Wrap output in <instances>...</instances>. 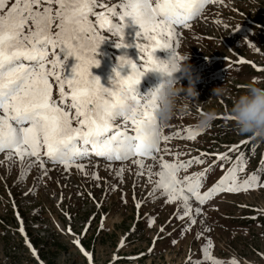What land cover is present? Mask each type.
Wrapping results in <instances>:
<instances>
[{"label":"rangeland","instance_id":"374dc122","mask_svg":"<svg viewBox=\"0 0 264 264\" xmlns=\"http://www.w3.org/2000/svg\"><path fill=\"white\" fill-rule=\"evenodd\" d=\"M6 2L10 6L14 0ZM104 3L111 6L119 4L120 0H109ZM43 6L44 0H41V10ZM52 7L55 8V5ZM245 16L256 24H248ZM91 19L95 20L94 17ZM262 26L264 0H213L207 10L189 24L188 28H181L178 31L179 40L175 46L177 54L182 61L188 56L186 63L190 66L189 70H194L182 76L178 83L181 88H186L190 76L195 96L182 97L178 100L176 114L166 126H163V133L179 135L173 136L166 144L161 141V149L167 148L168 152L162 151L158 158L169 162L186 161L190 156H195L197 150L207 152L218 148L222 150L225 144L237 142L247 136L239 134L231 120H215L211 125L199 127L194 139H185L187 135L185 130L191 131L190 126L197 124L201 118L195 113L197 107L211 114L225 113L229 116L232 98L239 95L246 85L254 83L264 87V71L258 73L247 65H233L223 73L214 75L213 68L225 66V62H211L205 66L201 59L194 57L209 56L212 53L234 57L218 40L222 37L229 43L232 51L246 56L258 65L264 64ZM138 31L139 26L128 18L123 30V43L130 46L119 49L114 47L117 37H112L108 31L101 33L105 38L95 55L99 64L90 67L89 72L99 79L100 84L104 74H110L107 78L108 84H103V87H111L110 79L114 76V67L105 63L106 54H109L117 65V57L121 55L127 57L135 46L132 43L135 38L130 37L129 43L126 37L133 36L132 32L136 34ZM204 36L213 39H205ZM51 51L49 49V61L53 59ZM165 53L172 54L169 51ZM57 58L63 61L57 70L64 77L70 78L71 69L76 63L74 57L68 56L65 59V53L57 50ZM210 73L212 76L208 80L205 79L204 77ZM50 83L53 99L59 102L56 82L51 80ZM217 87L223 89V94L213 92ZM180 95L183 96L184 92ZM258 144L263 145L264 140H260ZM259 147L257 143H252L245 150L243 161L246 159L247 162L243 164L244 171L237 172L238 179H247V176L254 172L253 175L259 178V182L264 183V163L258 164L261 153ZM202 158L205 164H193L181 174L191 175L202 171L211 160L210 157ZM0 160H3V157H0ZM95 163L96 167L94 169L89 167L88 170L96 172L99 187L95 186L97 181L77 172L74 167L68 172H64L62 166L60 170L53 169L49 175L41 176L36 182L33 178L38 175L37 169H32L18 180L17 167L6 169L0 164V264H36L15 231L16 224L4 190V186L8 188V185L13 192L16 205L20 207L29 234L34 239L38 255L42 256L47 264H89L84 253L73 243L80 238L77 234L82 233L85 228L86 234L79 242L84 250L91 254L92 264H188V261L196 264L198 260L203 261L202 249L206 242H211L210 253L221 264H229L233 259L239 264H264V219L256 221L241 219L254 213L258 216L264 214V188L215 195L201 206L202 217L196 218V223L185 226L183 220L173 218L176 212L174 206L165 205L160 199H149L151 186L145 183L146 177L133 184L135 166L130 165V162H125L122 183L121 177L116 176L115 172L105 169L106 162ZM145 163L152 161L148 159ZM229 163L230 161H227L226 166ZM119 166V162H116L115 167ZM153 169H156V165H153ZM223 171L220 166L215 167L209 178L204 176L203 185L208 186L209 182ZM31 185L34 191L26 195L25 187ZM85 188L101 200L100 209H96L87 199ZM136 203H140L141 208L137 209ZM91 212H96V215L90 220V225H83L88 221ZM100 213H103V219L99 218ZM67 216L69 218L64 222ZM149 219L153 223L151 228L148 227ZM201 219L204 221L203 224L200 223ZM161 227L164 229L163 232L160 231ZM65 228L70 231L66 233L63 231ZM204 228H207V232L202 231ZM70 232L74 236L69 235ZM198 233L200 235L197 238ZM173 239L176 240L175 244H172ZM150 248L151 252L148 251Z\"/></svg>","mask_w":264,"mask_h":264},{"label":"snow or ice","instance_id":"6c2138e0","mask_svg":"<svg viewBox=\"0 0 264 264\" xmlns=\"http://www.w3.org/2000/svg\"><path fill=\"white\" fill-rule=\"evenodd\" d=\"M208 2L120 0L119 4L109 6L101 0H44L41 10V0H14L10 6L6 0H0V154L3 155L0 164L6 169L17 167L18 180L35 168L38 170V175L33 178L36 182L53 169L60 170L62 166L63 171L68 172L74 167L77 172L97 181L95 186L99 187L96 172L88 170L89 167H96L93 158L106 162L105 169L121 177V183L125 162H130L135 166L133 184L146 177L145 183L151 186L149 199H160L165 205L174 206L176 212L173 218L183 220L185 226L196 223V218L202 217L201 206L210 201L214 193L264 188V183H260L255 175L243 180L237 178V172L244 171L242 155L236 157V166L229 168L206 191L202 189L208 168L191 175H180L193 164H205L202 157L208 156V153L187 161L169 162L158 158L162 151L168 152L167 148L161 149V141L166 144L179 133L165 135L153 114L154 93L138 97L134 88L145 71L157 66L153 55L155 50L171 49L172 61L182 59L173 43H178V28H188ZM128 18L139 26L136 35L142 38V42L136 43L135 47L142 54L139 56L142 63L137 65L125 55L118 56L117 66L123 68L127 65V75L121 76L114 68L111 87H102L99 79L89 72L90 67L99 64L95 55L105 38L101 33L108 31L112 37H117L114 44L117 49L129 47L123 43V30ZM49 49L52 50L51 61ZM57 50L65 53V59L72 56L76 60L70 78L57 70L63 64L57 58ZM252 66L256 68L254 64ZM256 70L264 71L260 68ZM51 80L56 82L59 102L53 99ZM123 87L135 92L138 98L131 116L125 113L118 95ZM224 119L231 120V117ZM117 120L123 122V130ZM129 125L132 134H129ZM185 131V139L192 140L197 135L195 131ZM240 143L245 144L246 141ZM238 148V145H232L229 152L238 151ZM145 158H150L152 163L146 164ZM227 159L225 153L216 155L221 166ZM116 162H119L118 168L115 167ZM153 165H156L155 170ZM112 187L115 188L114 185ZM33 191L29 189L26 195ZM135 207L139 209L141 204L136 203ZM17 219L21 218L17 216ZM203 222L201 219L200 223ZM152 226L149 219L148 227ZM19 231L24 235L22 226ZM160 231H164L163 227ZM202 231L207 232V228ZM24 242L35 257L37 253L31 243L27 238ZM73 243L79 247V241L74 240ZM175 243L173 239L172 244ZM211 247V242L205 243L203 261L198 260L196 264H221L211 255ZM80 251L92 264L91 254L82 247ZM188 264L193 262L188 261ZM229 264H236V261L232 260Z\"/></svg>","mask_w":264,"mask_h":264},{"label":"clouds","instance_id":"9594fccd","mask_svg":"<svg viewBox=\"0 0 264 264\" xmlns=\"http://www.w3.org/2000/svg\"><path fill=\"white\" fill-rule=\"evenodd\" d=\"M187 60L188 56L183 61H172L170 58L168 60L157 59V66L149 70L159 73L161 76L159 83L149 92L154 93L155 106L153 114L162 127L166 126L175 116L180 98L195 96L190 76L189 84L186 88H181L177 80L172 78V74L178 71L182 75L189 73L190 66L186 63ZM143 75L144 73L140 78ZM138 84L134 85L135 91ZM181 92H184L183 96L180 95ZM213 92L223 94V89L217 87L213 89ZM118 95L123 102L125 113L129 116L133 115L138 102L135 92L123 87L119 89ZM229 116L235 130L239 134L247 135L253 139L264 140V87L254 83L246 85L239 95L232 98ZM211 119V114H204L200 118L198 126L206 127Z\"/></svg>","mask_w":264,"mask_h":264},{"label":"bare ground","instance_id":"6f19581e","mask_svg":"<svg viewBox=\"0 0 264 264\" xmlns=\"http://www.w3.org/2000/svg\"><path fill=\"white\" fill-rule=\"evenodd\" d=\"M139 57V55H134L133 57L132 56H130L129 58L134 62V60L136 59V58H138ZM75 59V58H74ZM73 59V60H74ZM111 58H108L107 60H105V63L107 64V65H110L111 66V60H110ZM74 61H76V60H74ZM135 63V62H134ZM136 64V63H135ZM99 68V67H98ZM97 70V69H96ZM116 70H119L120 72H124V74L125 75H127V73H128V68H127V65H125L123 68H119L118 66L116 67ZM66 73H68V71H66V70H64ZM90 75L92 76L93 75V73H90ZM136 89H137V86H136ZM60 98V97H59ZM4 190L6 191V193H7V199H8V201H7V203H8V205H9V202L11 201V196H12V194L10 193V190H8V188H6L5 186H4ZM92 201V203L94 202L95 203V200L94 199H92L91 200ZM93 203V204H94ZM95 205V204H94ZM10 207V206H9ZM11 208L12 207H10V211H11ZM11 215H12V218H13V221H14V223L16 224V227H15V231L17 232V234H18V236H19V238H20V240L22 241V243H23V245H24V247H25V249H26V251H27V253L29 254V256H31V258H32V260L34 261V262H36V264H47L46 262H45V260L42 258V256H39L38 254L34 257L33 255H32V252L29 250V248L26 246V244H25V238H27V240L28 239H30V243L31 244H34V242H33V237H32V235H30L29 234V231H28V229H27V227H26V224L24 223V217L21 215L20 216V218L21 219H17V217L12 213V211H11ZM96 215V212H91L90 213V217H89V219H88V221L86 222V223H84L83 225H85V226H88V225H90V220L91 219H93V216H95ZM68 216L67 217H65V219H64V222H65V220H68ZM55 225L58 227V224L55 222ZM21 226H24V228H25V231H26V235H21V233H20V231H19V228L21 227ZM12 229V228H11ZM37 230H38V228H37ZM35 248H36V250H37V247H36V245H35ZM35 248H34V250H35Z\"/></svg>","mask_w":264,"mask_h":264}]
</instances>
